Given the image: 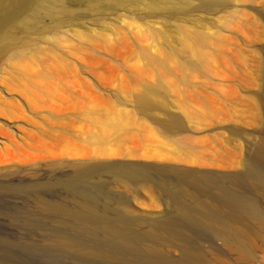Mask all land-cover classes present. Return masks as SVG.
<instances>
[{"label":"rangeland","instance_id":"1","mask_svg":"<svg viewBox=\"0 0 264 264\" xmlns=\"http://www.w3.org/2000/svg\"><path fill=\"white\" fill-rule=\"evenodd\" d=\"M133 1L65 0V14L39 11L35 34L17 31V48L25 52L12 66L21 71L33 67L35 76L34 150L18 156L23 162L34 161V176L23 172L13 183L45 182L69 172L67 165L79 159L227 175L241 172L238 162L264 139L258 89L245 90L241 82L242 11L263 25L264 6L242 0H225L210 8L199 0H162L160 5L158 0ZM263 36L252 46L259 60ZM147 89L160 100L140 112L135 97ZM167 114L178 115L185 131L165 133L156 119ZM117 118L120 125L115 127ZM228 128L239 130L235 141H227ZM160 140H168L180 154L160 151ZM225 183L238 189L228 179ZM51 186L34 187V198L33 191H0V264H82L77 251L49 252L52 244L43 228L60 224L40 209L37 197L71 204L63 188ZM106 190L125 199L132 196L128 188L113 183L106 184ZM248 194L259 207V217L241 222L247 229L241 246L211 234L198 238L186 233L204 264H264V185ZM132 206L143 218L133 223L140 234L163 209L151 188H143ZM159 250L179 256L172 247ZM91 263L125 264L102 259Z\"/></svg>","mask_w":264,"mask_h":264},{"label":"bare ground","instance_id":"2","mask_svg":"<svg viewBox=\"0 0 264 264\" xmlns=\"http://www.w3.org/2000/svg\"><path fill=\"white\" fill-rule=\"evenodd\" d=\"M64 1L0 0V191L15 189L23 190L26 194L27 191H33L31 194L34 198L36 186L51 188V185H58L63 188L71 204L68 200L67 204L57 198L37 197L40 209L60 224L43 230L48 232L52 244V247H48L51 255L58 253V249L77 251L83 256L82 264H93L91 259L125 264H204L202 254L187 232L198 238L211 234L241 246L247 235V229L241 222L259 217V207L248 190L259 189L264 185V139L238 162L243 167L241 172L227 175L205 169L131 162L83 163L79 159L67 165L71 169L69 172L54 175L45 182H12L23 172L34 176V161L23 162L24 159L18 155L34 150L35 76L33 67L21 71L12 66L15 57L25 52L17 48L20 40L16 33L22 29L28 34H35L39 28V11L65 14ZM199 1L203 7L210 8L219 7L225 0ZM242 2L264 6V0ZM156 5H153L155 9ZM153 6L149 8L153 9ZM242 14L245 49L242 50L241 82L245 90L258 89L263 112L260 124L264 127V50H261L263 57L260 60L252 50L254 43L261 42L264 24L255 21L247 11H242ZM133 27L137 31L141 30L138 25ZM173 32L179 33L176 30ZM196 38L200 42L203 40L202 36ZM135 98L140 112L148 110L157 99L160 100L148 89L142 90ZM114 122L115 127L120 125L118 118ZM156 122L170 135L185 131L182 119L176 114H167L165 118H157ZM227 130L230 133L227 141H235L239 130ZM157 146L160 151L176 156L180 154L168 140L158 141ZM156 153L154 151L153 154ZM227 179L238 189L226 185ZM112 183L128 188L132 196L125 199L107 191L106 184ZM143 188L153 190L163 209L152 220L153 224L145 229L146 233L140 234L133 228V223L143 218L133 208L132 201ZM18 216L12 217L26 223L29 220ZM159 247L175 248L179 256H169Z\"/></svg>","mask_w":264,"mask_h":264}]
</instances>
